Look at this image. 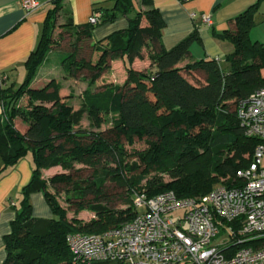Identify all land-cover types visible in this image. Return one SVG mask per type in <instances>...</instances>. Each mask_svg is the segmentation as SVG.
Segmentation results:
<instances>
[{
    "label": "trees",
    "instance_id": "16d2710c",
    "mask_svg": "<svg viewBox=\"0 0 264 264\" xmlns=\"http://www.w3.org/2000/svg\"><path fill=\"white\" fill-rule=\"evenodd\" d=\"M53 1L23 62V80L5 85L0 78V174L28 154L33 164L10 232L3 236L2 264H71L67 234H100L130 221L135 194L150 198L172 191L197 199L217 184L237 185L236 171L249 164L258 143L244 136L234 106L264 87V42L249 37L260 0L235 16L228 29L213 31L232 45L221 60L191 57V45L200 44L197 29L164 48L165 23L151 0H140L143 10L134 0H113L110 8L93 9L95 23L79 25L62 0ZM121 17L125 29L93 40L97 25ZM144 53L154 70L132 68ZM51 55L69 75L89 74L77 106L71 93L59 94L62 87L54 78L32 86ZM114 59L122 60L125 80L94 87ZM50 167L60 171L44 177L41 169ZM34 193H42L52 217L32 216ZM82 212L91 218L80 217Z\"/></svg>",
    "mask_w": 264,
    "mask_h": 264
},
{
    "label": "built area",
    "instance_id": "2783aa9c",
    "mask_svg": "<svg viewBox=\"0 0 264 264\" xmlns=\"http://www.w3.org/2000/svg\"><path fill=\"white\" fill-rule=\"evenodd\" d=\"M21 4L27 13L39 7L36 0ZM97 18L92 13L88 22ZM200 19L211 25L209 14ZM234 112L244 136L258 141L249 164L236 171L237 185L215 186L197 199L135 194L130 221L100 234H67L71 264H264V87Z\"/></svg>",
    "mask_w": 264,
    "mask_h": 264
},
{
    "label": "crops",
    "instance_id": "0c3cea01",
    "mask_svg": "<svg viewBox=\"0 0 264 264\" xmlns=\"http://www.w3.org/2000/svg\"><path fill=\"white\" fill-rule=\"evenodd\" d=\"M22 0H0V78L3 84L18 85L19 79L24 78L23 62L36 46L40 37L45 16L54 4L53 0H36L39 7L27 13L21 4ZM258 0H151L153 6L160 12L165 26L162 30V43L168 49L182 38L197 29L200 44L191 45V57L194 59L216 58L223 59L232 51V45L227 41L216 38L213 31L220 33L230 27V21ZM140 0H134L135 7L146 9L139 5ZM63 5L71 12L74 24H86L95 7L100 5L112 7L113 0H62ZM190 13H195L192 18ZM202 14L211 16V25L201 21ZM264 17V0L259 1V10L256 18ZM127 27V20L119 18L112 23L97 25L93 32V40H100L115 31ZM121 60V59H120ZM122 62V60L120 61ZM113 64V61H111ZM134 70L150 68L149 61L144 53L143 58H135L131 64ZM124 79L126 78L125 67ZM142 69V68H141ZM201 77V76H200ZM1 113V106H0ZM15 126L21 132L26 127L22 124ZM8 171L0 174V264L5 259L3 236L10 232V222L15 217V206L18 205L22 187L28 183L32 175V159L28 154ZM2 165L0 159V167ZM56 173L43 172L44 177ZM32 216L34 218H50L52 213L42 193L30 195ZM80 217L82 213L79 214Z\"/></svg>",
    "mask_w": 264,
    "mask_h": 264
},
{
    "label": "rangeland",
    "instance_id": "374dc122",
    "mask_svg": "<svg viewBox=\"0 0 264 264\" xmlns=\"http://www.w3.org/2000/svg\"><path fill=\"white\" fill-rule=\"evenodd\" d=\"M249 37L251 38V40H257L260 42H264V17L261 18H256V23L255 25L251 28V30L249 31ZM55 52H59V51H55ZM113 64H111V62L109 63V71L105 72L102 76V78L100 77L95 85H93L94 87L96 85H101L102 82L104 81H111L114 83H122L125 79H124V68L122 67V62H120V59H114L112 60ZM142 68V69H141ZM140 71H147V68H143L141 67ZM262 74H264V69H262ZM89 74L86 71H82L81 73L77 74L76 76H71L68 73H66V71H64L61 67H60V63L58 61V58L54 55H51L49 57V60L47 63H45L37 72L36 76L34 77L33 81H32V86L34 87H40L43 86L49 79H55L56 82L61 84L62 89L60 90V95L61 96H67L69 93L72 94V97L70 98V101L73 102L74 104H76V106L79 103V97L80 94L85 90V88L88 86V81H87V76ZM201 76V77H200ZM198 78H202V74H200L198 76ZM194 79V78H192ZM22 81V78L19 79L18 83H20ZM194 81V80H193ZM93 88V87H91ZM20 104H24V101L20 100L19 101ZM19 119H16V125L18 127H20L22 125L21 121L19 122ZM86 123V122H85ZM142 145L141 142H134V146L140 147ZM25 159V158H23ZM79 167V166H78ZM56 171L59 172L60 168L59 167H50V168H44L41 169L42 175L43 172L46 174H49L51 171ZM86 174V172L82 173V175L84 176ZM221 184H217L215 186H220ZM214 186V187H215ZM112 188H114L112 186ZM110 189V188H108ZM112 194H114V192H111ZM65 193L60 192L59 193V199L62 202V204L65 206L66 205V201H65ZM182 211H176L173 212L171 215L172 216H176L181 214ZM71 216V215H68ZM82 216H84V219H89L91 218V214L87 213V212H82Z\"/></svg>",
    "mask_w": 264,
    "mask_h": 264
}]
</instances>
